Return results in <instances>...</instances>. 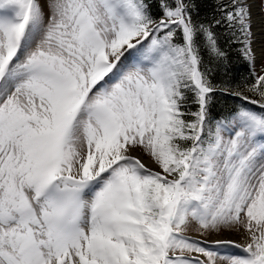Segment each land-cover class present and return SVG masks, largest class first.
<instances>
[{"label":"snow or ice","instance_id":"1","mask_svg":"<svg viewBox=\"0 0 264 264\" xmlns=\"http://www.w3.org/2000/svg\"><path fill=\"white\" fill-rule=\"evenodd\" d=\"M256 7L0 0V264H264Z\"/></svg>","mask_w":264,"mask_h":264},{"label":"trees","instance_id":"2","mask_svg":"<svg viewBox=\"0 0 264 264\" xmlns=\"http://www.w3.org/2000/svg\"><path fill=\"white\" fill-rule=\"evenodd\" d=\"M201 3V17L205 15L211 16L213 11V6L215 0H200ZM223 44V40H221ZM230 56V64L228 66L227 72L221 71L217 79L228 80L233 83V86L243 83L245 79L251 80L252 67L240 56L239 52L236 50V46H232L227 49ZM255 72L257 70L255 69ZM241 103L238 97H231L227 100L221 98L218 102L216 111H226L234 107L236 104ZM250 107H255L251 105Z\"/></svg>","mask_w":264,"mask_h":264},{"label":"bare ground","instance_id":"3","mask_svg":"<svg viewBox=\"0 0 264 264\" xmlns=\"http://www.w3.org/2000/svg\"><path fill=\"white\" fill-rule=\"evenodd\" d=\"M253 20H254L253 32L255 34V41H254L253 46L257 50L258 59H257L256 63L259 64L261 62V59H259V50H260L262 44H264V33L261 32L259 7H256L253 9ZM143 159L146 163L149 160V159H146L144 156H143ZM230 238L236 240L237 242H242L238 236L233 235ZM232 249H234V250H232ZM228 250L230 252H236L237 250L239 251V249L231 248V247H229Z\"/></svg>","mask_w":264,"mask_h":264},{"label":"rangeland","instance_id":"4","mask_svg":"<svg viewBox=\"0 0 264 264\" xmlns=\"http://www.w3.org/2000/svg\"><path fill=\"white\" fill-rule=\"evenodd\" d=\"M262 68H264V60H261V62L258 64V67L256 68L257 69V72L258 73H261V70H262ZM141 155H143L142 153H141ZM146 159H149L146 155H143ZM186 235H188V236H190V237H197V238H199V236H198V234L196 233V232H187L186 233ZM235 236V235H234ZM230 250V249H229ZM234 250V249H233ZM226 251H228V248H221L220 249V252L221 253H224V252H226ZM192 255H195V254H192Z\"/></svg>","mask_w":264,"mask_h":264}]
</instances>
